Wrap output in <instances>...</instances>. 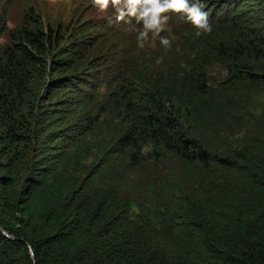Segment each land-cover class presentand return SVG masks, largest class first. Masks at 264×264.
I'll list each match as a JSON object with an SVG mask.
<instances>
[{"label": "trees", "instance_id": "trees-1", "mask_svg": "<svg viewBox=\"0 0 264 264\" xmlns=\"http://www.w3.org/2000/svg\"><path fill=\"white\" fill-rule=\"evenodd\" d=\"M201 2L143 49L0 24V264H264V0Z\"/></svg>", "mask_w": 264, "mask_h": 264}, {"label": "clouds", "instance_id": "clouds-1", "mask_svg": "<svg viewBox=\"0 0 264 264\" xmlns=\"http://www.w3.org/2000/svg\"><path fill=\"white\" fill-rule=\"evenodd\" d=\"M90 3L100 14L111 10L117 24L132 25L134 21L137 47L140 49L145 48L151 37L160 36L173 16L190 23L197 36L212 31L201 0H90ZM174 39L175 36L161 37L160 44L167 50Z\"/></svg>", "mask_w": 264, "mask_h": 264}, {"label": "rangeland", "instance_id": "rangeland-1", "mask_svg": "<svg viewBox=\"0 0 264 264\" xmlns=\"http://www.w3.org/2000/svg\"><path fill=\"white\" fill-rule=\"evenodd\" d=\"M30 6L35 7L41 17L44 19L45 24L51 22L57 29L62 28V33H67L70 27H78L85 25L90 20L96 19H112L114 23V14L110 10L107 14H100L91 5L90 0H0V24L4 23L8 31L17 28L21 22L23 15ZM69 31V30H68ZM8 43L7 33L1 40V44ZM115 62L109 63V75H117L120 73L123 66L130 65L132 58L122 56L119 59L114 57ZM215 77H218L216 75ZM105 90H101L104 92ZM82 118L85 115L83 110H79ZM104 131L107 132V127L103 122ZM97 157L94 153L93 162Z\"/></svg>", "mask_w": 264, "mask_h": 264}]
</instances>
